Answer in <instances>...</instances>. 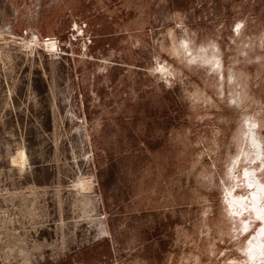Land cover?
I'll return each mask as SVG.
<instances>
[{
    "label": "rangeland",
    "instance_id": "374dc122",
    "mask_svg": "<svg viewBox=\"0 0 264 264\" xmlns=\"http://www.w3.org/2000/svg\"><path fill=\"white\" fill-rule=\"evenodd\" d=\"M0 264H264V0H0Z\"/></svg>",
    "mask_w": 264,
    "mask_h": 264
},
{
    "label": "bare ground",
    "instance_id": "6f19581e",
    "mask_svg": "<svg viewBox=\"0 0 264 264\" xmlns=\"http://www.w3.org/2000/svg\"><path fill=\"white\" fill-rule=\"evenodd\" d=\"M84 182H86V181H84ZM78 185H79V184H78ZM83 185H84V191L87 192L88 190H90V186H91V185H89V183L86 182V183H83ZM89 192H90V191H89ZM87 193H88V192H87Z\"/></svg>",
    "mask_w": 264,
    "mask_h": 264
}]
</instances>
